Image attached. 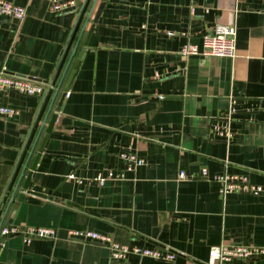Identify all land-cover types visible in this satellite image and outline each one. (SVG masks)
Instances as JSON below:
<instances>
[{"label":"crops","instance_id":"obj_1","mask_svg":"<svg viewBox=\"0 0 264 264\" xmlns=\"http://www.w3.org/2000/svg\"><path fill=\"white\" fill-rule=\"evenodd\" d=\"M6 1L26 14L0 17V70L55 88L44 100L1 94L18 113L0 116V225L52 227L57 235L30 243L0 236V264H208L211 245L264 246V194H225L212 179L227 173L264 187V0H104L90 32L101 0H76L64 13L50 11L49 0ZM218 24L237 28L235 59L179 53L185 44L201 47ZM232 96L227 142L210 128L226 121ZM123 149L144 164L124 180H90L122 170ZM180 170L191 177L179 179ZM70 229L186 255L114 260L95 241L67 238ZM244 263L264 264V256Z\"/></svg>","mask_w":264,"mask_h":264},{"label":"built area","instance_id":"obj_2","mask_svg":"<svg viewBox=\"0 0 264 264\" xmlns=\"http://www.w3.org/2000/svg\"><path fill=\"white\" fill-rule=\"evenodd\" d=\"M49 9L53 13H64L76 8V0H49ZM26 14L25 8L6 0H0V17L16 19L21 21ZM237 28L235 25L218 24L211 27L203 36L202 46L195 44H185L181 47L179 53L182 56L189 55H210L219 57H229L235 59L238 56L237 51ZM55 88L53 81H36L28 77L11 74L0 70V116L11 118L18 113L14 106L6 104L1 94L9 91H15L20 94L30 96H40L48 94ZM67 94V93H66ZM235 99L232 96L226 121H217L212 123L210 135L225 139L227 142L234 137V130L231 126L232 116L236 112ZM119 157L124 162V167L119 171H111L108 174L98 173L92 181L103 185L107 179L124 180L126 173L135 170L144 164V159L139 157L134 151L123 149L119 152ZM201 175L206 176V168L201 169ZM179 179L191 177L180 170ZM68 178L75 179V175L70 173ZM213 180L219 181L223 186L224 193H253L264 194L262 185L254 184L245 176L229 175L227 173L215 175ZM82 182V179H77ZM18 235L25 243H30L36 238H54L57 235L56 229L52 227H19L13 224L0 225V236ZM67 238L79 240H92L108 249L109 258L114 260L125 259L131 254L140 257H149L155 260L173 261L178 256H185L186 253L171 249L170 247H143L129 245L117 242L109 234L100 233L88 229H70L67 231ZM264 256V246L249 245L244 243L217 244L211 245L208 253V264H246L244 262ZM236 261H244L236 263Z\"/></svg>","mask_w":264,"mask_h":264},{"label":"water","instance_id":"obj_3","mask_svg":"<svg viewBox=\"0 0 264 264\" xmlns=\"http://www.w3.org/2000/svg\"><path fill=\"white\" fill-rule=\"evenodd\" d=\"M103 2H104V0H101L100 3L98 4L97 8H96V11H95V13H94V15H93V17H92V24L90 25L89 32L92 30L94 24L97 22V20H98V18H99V15H100L101 9H102V7H103ZM93 7H94V5H93ZM87 18L89 19V18H90V15H89ZM14 20L17 21L16 19H14ZM89 32H88V35H89ZM88 35H87V38H88ZM87 38H86L85 43L87 42ZM78 42H79V41H78ZM78 42H77V44H78ZM77 44H76V47H77ZM75 50H76V49H75ZM75 50H74V51H75ZM74 51H73V52H74ZM76 64H77V62L75 63V66H74V67H76ZM69 65H70V61H68V63H67L66 70L68 69ZM20 76H22V75H20ZM72 76H73V71H72V73H71V75H70V78H71ZM24 77H25V76H24ZM67 88H68V83H67V85L64 87V92H63V94L61 95V99L64 97V94H65V91L67 90ZM59 89H60V84L57 86L56 90H55L54 93H53L52 101H51L50 104H49V107H48V109H47V112H46L45 118H44V120H43V123L41 124L42 127H43L44 123L46 122V118H47L48 114H49V113L51 112V110L53 109V102H54V99L56 98V95L58 94ZM45 97H46V96L44 95V96H43V100L45 99ZM57 111H59V107H58V106L54 109V113L51 114L50 121H49L48 126H47V128H46V133L43 135V139H42L41 144H40V146H39V148H38V153L36 154V157H35V159H34V161H33L32 166H31V171L34 170L35 165H36V162H37V159H38V154H39V152H41V151L43 150V146H44V143H45V141H46V138L48 137V133L50 132V130L52 129V126L54 125V123H55V121H56V118H57V113H56V112H57ZM42 127H41V128H42ZM41 128H40L39 133H38L37 136L40 135V132H41V130H42ZM37 138H38V137H37ZM36 140H37V139H36ZM34 146H35V143L33 144V149H34ZM33 149H32V150H33ZM32 150L30 151L29 155H31ZM31 171H29V173H28V175H27V177H26V180H25V182L23 183V186H22V190H23V191L26 190V189L28 188V183H29V180H30ZM21 197H22V193H20V195H19V198H21Z\"/></svg>","mask_w":264,"mask_h":264}]
</instances>
